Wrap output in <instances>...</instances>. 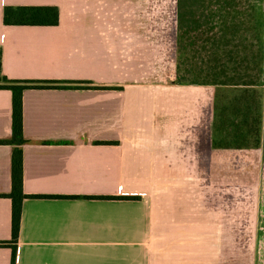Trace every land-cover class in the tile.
<instances>
[{"label": "crops", "instance_id": "obj_1", "mask_svg": "<svg viewBox=\"0 0 264 264\" xmlns=\"http://www.w3.org/2000/svg\"><path fill=\"white\" fill-rule=\"evenodd\" d=\"M6 5H55L58 23L6 25ZM164 9L0 0L2 74L37 86L22 94L23 190L51 195L23 199L16 264H256V243L264 251L258 213L240 223L211 177L224 166L212 162L214 87L158 65L178 54L177 0ZM12 96L0 89V139L12 137ZM13 147L0 143V264L12 261ZM253 148L264 150V97Z\"/></svg>", "mask_w": 264, "mask_h": 264}, {"label": "trees", "instance_id": "obj_2", "mask_svg": "<svg viewBox=\"0 0 264 264\" xmlns=\"http://www.w3.org/2000/svg\"><path fill=\"white\" fill-rule=\"evenodd\" d=\"M244 0H177L178 6V54L176 81L211 85L214 87L211 142L214 149H242L260 144L262 123V94L264 85V50L255 54H217L216 51L230 45L231 36L242 37L236 49H248L252 43L249 34L243 33L254 26L243 24L237 17L227 18L225 13ZM238 13L239 11L236 10ZM58 7L55 5H6L3 22L6 25L57 24ZM228 34L229 38L225 35ZM247 39V40H246ZM203 43L200 45L199 41ZM256 43H253L255 46ZM211 49V54H183L190 48ZM232 52H236L232 50ZM29 80L11 79L2 74L0 48V89L12 90V137L0 139V143L13 144L12 188L7 194L12 203V261L16 264L17 241L21 225L22 202L26 197H46V194H28L23 190V100L24 89L37 87ZM232 89L234 92L219 90ZM111 198L137 199L134 195H110Z\"/></svg>", "mask_w": 264, "mask_h": 264}, {"label": "rangeland", "instance_id": "obj_3", "mask_svg": "<svg viewBox=\"0 0 264 264\" xmlns=\"http://www.w3.org/2000/svg\"><path fill=\"white\" fill-rule=\"evenodd\" d=\"M244 1L245 3L233 7V12L230 11V13H225L224 16L227 18L237 17L239 21L243 22V24H250L254 26V29L243 33V36H247L248 34L250 35L248 40L252 43L246 50L236 49L235 44L239 39H241L240 37H242L240 31L237 37L231 36L230 45L228 44V46L225 47L222 43V47L216 51L217 54H255L260 48L261 51L262 48L264 50V0ZM158 2L163 4L164 8L167 9L169 13L174 0H158ZM236 10H238L239 13ZM161 13L162 11L160 14ZM225 37L229 38L227 33ZM256 42L257 44L254 46L253 43ZM231 49L236 52H232ZM211 52L210 48H208L206 52H203V50L198 51L193 47L185 50L183 54H211ZM157 55L159 67L163 68V70H167L168 73L169 71H172L176 64L177 54ZM224 89L225 88H221L219 90H222L221 92H234L232 89ZM259 91L262 94L263 101L264 85L259 87ZM248 148H250L248 152L240 151L234 153L226 149L216 152L217 154L213 155L212 162L214 164H223L224 166H222L221 169L218 168L213 171L211 177L215 180L217 179V181L220 180L221 183L229 186H224L222 188L224 193V207H226V210H238L240 214H244V219H239V222L244 224L248 221V219L245 218L246 214L255 211L258 213L255 216V226L260 227L264 225V150L253 147ZM230 164L238 165V168H233ZM207 174L209 178V172H207ZM231 188L237 191L233 195H231L230 192H225V190L229 191ZM257 245L258 243H256V264H264V251H262L263 247L262 245Z\"/></svg>", "mask_w": 264, "mask_h": 264}]
</instances>
